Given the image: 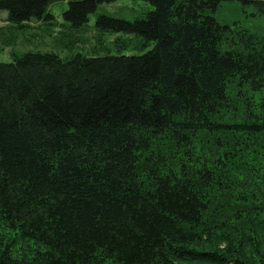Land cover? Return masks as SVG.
<instances>
[{"label": "trees", "instance_id": "trees-1", "mask_svg": "<svg viewBox=\"0 0 264 264\" xmlns=\"http://www.w3.org/2000/svg\"><path fill=\"white\" fill-rule=\"evenodd\" d=\"M56 1L81 27L116 0L0 11ZM143 1L95 24L145 53L0 61V264H264V37L212 15L264 0Z\"/></svg>", "mask_w": 264, "mask_h": 264}, {"label": "rangeland", "instance_id": "rangeland-1", "mask_svg": "<svg viewBox=\"0 0 264 264\" xmlns=\"http://www.w3.org/2000/svg\"><path fill=\"white\" fill-rule=\"evenodd\" d=\"M67 8L65 1L53 2L48 7L52 15L50 23L33 19L18 25L8 22L7 12L0 11V37L3 39L0 61L11 62L12 54L27 51H49L62 58L75 54L129 56L140 55L153 47L152 42H146L140 36L100 29L95 24L101 14L128 21L143 19L153 9L149 2L116 0L101 4L81 27H74L64 20L62 13ZM212 15L220 25L229 26L233 31L245 30L264 37V16L253 4L222 2Z\"/></svg>", "mask_w": 264, "mask_h": 264}, {"label": "bare ground", "instance_id": "bare-ground-1", "mask_svg": "<svg viewBox=\"0 0 264 264\" xmlns=\"http://www.w3.org/2000/svg\"><path fill=\"white\" fill-rule=\"evenodd\" d=\"M50 13V12H49ZM40 21H44V22H47V20L45 19H42V20H35V22H40ZM50 23V22H49Z\"/></svg>", "mask_w": 264, "mask_h": 264}]
</instances>
